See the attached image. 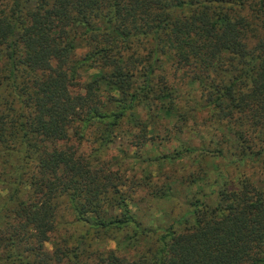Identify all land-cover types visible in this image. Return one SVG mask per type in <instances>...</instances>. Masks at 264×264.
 <instances>
[{"label": "trees", "instance_id": "trees-1", "mask_svg": "<svg viewBox=\"0 0 264 264\" xmlns=\"http://www.w3.org/2000/svg\"><path fill=\"white\" fill-rule=\"evenodd\" d=\"M119 136L171 148L127 175ZM177 180L211 183L134 216ZM263 183L264 0H0V264H264Z\"/></svg>", "mask_w": 264, "mask_h": 264}, {"label": "rangeland", "instance_id": "rangeland-1", "mask_svg": "<svg viewBox=\"0 0 264 264\" xmlns=\"http://www.w3.org/2000/svg\"><path fill=\"white\" fill-rule=\"evenodd\" d=\"M92 131L94 132V129ZM188 138L189 140L192 139L193 145H198L201 140V136L199 135L194 137L188 136ZM93 140L94 136L86 143V152L88 153L91 149L96 148L97 146ZM109 146L111 151L116 154V159L121 163L123 169L126 170L127 175L136 174L138 176L147 174L148 171H151L153 174L157 173V169L159 168L158 163L148 159H153L158 153L163 154L171 148L170 144H156L155 148L149 145L141 151H138L130 145L126 136L114 137ZM124 151H126V153H124ZM186 162L187 164H191L193 161L186 160ZM223 163V161L219 160L208 161L206 163V171L209 177L214 178V175L217 173L213 166L218 164L216 168H221ZM183 179L185 178L183 177ZM210 183V181L201 180L187 184L184 180H177L176 182L169 184V188L163 193V196L147 197L145 200H136V202L134 201L133 203H130L129 207L134 216L144 225H147L148 227L167 228L172 221L182 217L186 212L191 211L190 202L200 198L203 193H208L207 186ZM259 187H262L264 191V183L259 184ZM211 200L213 202V198H207L208 202ZM57 222L59 224V237L60 235L69 234L78 236L87 230L85 226L74 222V217L68 210L62 209L59 212ZM95 243L96 245H94L92 249L100 250L107 246L111 248L115 247V243L112 241H109L107 244ZM46 247L51 249V243H47Z\"/></svg>", "mask_w": 264, "mask_h": 264}]
</instances>
